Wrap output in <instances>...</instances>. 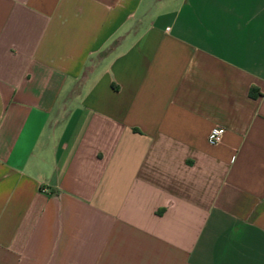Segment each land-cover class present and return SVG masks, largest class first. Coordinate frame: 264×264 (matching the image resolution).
<instances>
[{
	"label": "crops",
	"instance_id": "1",
	"mask_svg": "<svg viewBox=\"0 0 264 264\" xmlns=\"http://www.w3.org/2000/svg\"><path fill=\"white\" fill-rule=\"evenodd\" d=\"M0 264H264V0H0Z\"/></svg>",
	"mask_w": 264,
	"mask_h": 264
},
{
	"label": "built area",
	"instance_id": "2",
	"mask_svg": "<svg viewBox=\"0 0 264 264\" xmlns=\"http://www.w3.org/2000/svg\"><path fill=\"white\" fill-rule=\"evenodd\" d=\"M223 133V128L220 126H211L206 134V142L207 144H217L221 140V136Z\"/></svg>",
	"mask_w": 264,
	"mask_h": 264
}]
</instances>
